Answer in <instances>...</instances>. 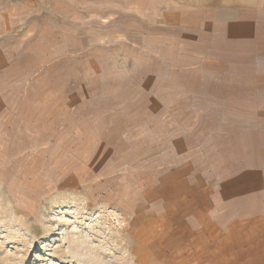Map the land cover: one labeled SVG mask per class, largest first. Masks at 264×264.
I'll return each instance as SVG.
<instances>
[{"label":"rangeland","instance_id":"rangeland-1","mask_svg":"<svg viewBox=\"0 0 264 264\" xmlns=\"http://www.w3.org/2000/svg\"><path fill=\"white\" fill-rule=\"evenodd\" d=\"M254 2L0 0V264L230 263L155 199L225 164L227 31L242 57Z\"/></svg>","mask_w":264,"mask_h":264},{"label":"crops","instance_id":"crops-1","mask_svg":"<svg viewBox=\"0 0 264 264\" xmlns=\"http://www.w3.org/2000/svg\"><path fill=\"white\" fill-rule=\"evenodd\" d=\"M242 11L233 20L251 29L242 34V57L231 53L227 31V66L221 76L217 70V93L226 92V162L214 163L209 178L197 167L180 166L164 178L155 200L178 210L189 232L210 236L209 250L225 251L229 264H264V2L244 4ZM222 22L229 27L231 21ZM212 58L215 94V50Z\"/></svg>","mask_w":264,"mask_h":264}]
</instances>
